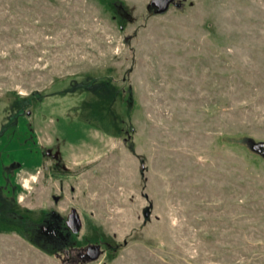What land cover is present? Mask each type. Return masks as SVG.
<instances>
[{
  "label": "rangeland",
  "instance_id": "obj_1",
  "mask_svg": "<svg viewBox=\"0 0 264 264\" xmlns=\"http://www.w3.org/2000/svg\"><path fill=\"white\" fill-rule=\"evenodd\" d=\"M150 1L0 0V264H264V0Z\"/></svg>",
  "mask_w": 264,
  "mask_h": 264
},
{
  "label": "trees",
  "instance_id": "obj_2",
  "mask_svg": "<svg viewBox=\"0 0 264 264\" xmlns=\"http://www.w3.org/2000/svg\"><path fill=\"white\" fill-rule=\"evenodd\" d=\"M116 14H119L118 8H111ZM101 79V78H100ZM89 79L82 83L75 84L74 82L70 87H67L61 93H67L71 91H80L89 94L92 101L90 105V113L88 116L84 114L82 117L87 120L89 124L99 128L103 133L110 134L112 127L110 126V107L114 103L116 98H122L119 94V90L113 83L105 81L106 79ZM59 93V94H61ZM130 99H127V106L129 105ZM104 103V105L99 106L98 104ZM129 108V106H128ZM21 109H17V115H20ZM108 119V120H107ZM122 122L119 124L121 126ZM115 128V127H114ZM44 224L42 227L37 228V233L33 236L27 237L30 243L41 245L43 249H52L55 252L64 249L68 244V235L66 229L61 224V219L55 216L53 212H49L43 219Z\"/></svg>",
  "mask_w": 264,
  "mask_h": 264
},
{
  "label": "water",
  "instance_id": "obj_3",
  "mask_svg": "<svg viewBox=\"0 0 264 264\" xmlns=\"http://www.w3.org/2000/svg\"><path fill=\"white\" fill-rule=\"evenodd\" d=\"M155 5L158 12L164 11L166 9V5L168 2L166 0H151L149 6ZM252 149L260 153L264 157V143H253ZM67 226L73 232L77 233L80 228V223L77 220V215L74 210H71L67 219ZM87 255H90L92 259H96L98 257V247H91V249L87 250Z\"/></svg>",
  "mask_w": 264,
  "mask_h": 264
},
{
  "label": "flooded vegetation",
  "instance_id": "obj_4",
  "mask_svg": "<svg viewBox=\"0 0 264 264\" xmlns=\"http://www.w3.org/2000/svg\"><path fill=\"white\" fill-rule=\"evenodd\" d=\"M166 2H168V4H170L172 2V0H166ZM151 6L156 7L155 5H151ZM263 152H264V150H263ZM84 255H82V256L84 257ZM86 256H88V255L86 254Z\"/></svg>",
  "mask_w": 264,
  "mask_h": 264
},
{
  "label": "clouds",
  "instance_id": "obj_5",
  "mask_svg": "<svg viewBox=\"0 0 264 264\" xmlns=\"http://www.w3.org/2000/svg\"><path fill=\"white\" fill-rule=\"evenodd\" d=\"M32 179L34 180L35 177H32ZM24 186H25V187H28L27 182H25V185H24Z\"/></svg>",
  "mask_w": 264,
  "mask_h": 264
},
{
  "label": "bare ground",
  "instance_id": "obj_6",
  "mask_svg": "<svg viewBox=\"0 0 264 264\" xmlns=\"http://www.w3.org/2000/svg\"><path fill=\"white\" fill-rule=\"evenodd\" d=\"M26 180V179H25Z\"/></svg>",
  "mask_w": 264,
  "mask_h": 264
}]
</instances>
